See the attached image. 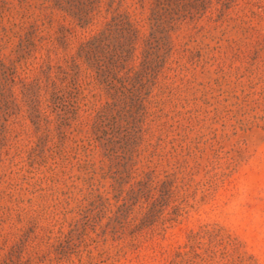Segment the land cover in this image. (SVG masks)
I'll use <instances>...</instances> for the list:
<instances>
[{"label":"rangeland","instance_id":"374dc122","mask_svg":"<svg viewBox=\"0 0 264 264\" xmlns=\"http://www.w3.org/2000/svg\"><path fill=\"white\" fill-rule=\"evenodd\" d=\"M0 264H264V0H0Z\"/></svg>","mask_w":264,"mask_h":264}]
</instances>
